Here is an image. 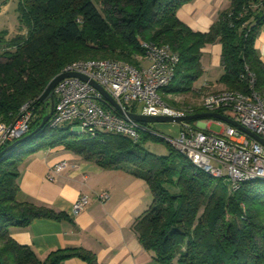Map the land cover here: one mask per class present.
Masks as SVG:
<instances>
[{
	"label": "trees",
	"instance_id": "16d2710c",
	"mask_svg": "<svg viewBox=\"0 0 264 264\" xmlns=\"http://www.w3.org/2000/svg\"><path fill=\"white\" fill-rule=\"evenodd\" d=\"M193 1L19 0V24L27 33L9 39L8 30L0 32V121H15L22 106L34 102L32 133L50 113L40 96L68 65L108 59L140 68L145 55L141 42L168 45L179 55L175 76L161 96L194 92L203 76L202 49L215 43L222 45L219 83L248 93V68L256 76L255 90L264 89V61L256 48L264 28V0H231L205 33L193 31L177 16ZM204 112L199 107L193 114ZM196 122L188 124L196 129ZM77 135L69 126L54 129L47 122L0 160V264H62L74 258L100 264L83 248L59 249L41 260L10 234L12 227H27L37 218H69L17 198L23 161L54 147L102 169L127 170L149 184L153 201L134 230L161 264H264V180L244 182L229 191L224 179L194 166L160 133L143 130L138 141L114 132L94 138ZM25 144L28 149L19 151ZM153 145H165L166 154L151 151L148 147Z\"/></svg>",
	"mask_w": 264,
	"mask_h": 264
},
{
	"label": "built area",
	"instance_id": "2783aa9c",
	"mask_svg": "<svg viewBox=\"0 0 264 264\" xmlns=\"http://www.w3.org/2000/svg\"><path fill=\"white\" fill-rule=\"evenodd\" d=\"M145 49L142 63L137 68L118 60H82L68 65L63 72L85 76L69 77L54 91V111L48 124L50 128L69 126L71 131L84 137H98L103 132L124 134L138 141L143 130L159 134L156 129L145 128L127 115V112L149 116H185L195 109H184L167 104L161 91L172 82L179 55L168 46L141 42ZM250 84L248 93L223 90L203 97L200 106L207 112H218L235 120L264 139V92L255 90L256 76L247 68L244 76ZM102 86L124 111L120 113L94 86ZM143 109L144 112L140 113ZM35 117L34 102L22 106L19 117L13 122L0 121V152L29 134ZM223 130L217 134L205 128L180 125L176 138L162 135L196 167L224 179L229 191L237 190L244 182L264 180V145L237 127L218 120ZM65 161L56 164L49 179L62 172ZM228 184V186H227ZM109 193L99 194L101 201L109 200ZM89 203L81 195L73 206L75 214Z\"/></svg>",
	"mask_w": 264,
	"mask_h": 264
},
{
	"label": "crops",
	"instance_id": "0c3cea01",
	"mask_svg": "<svg viewBox=\"0 0 264 264\" xmlns=\"http://www.w3.org/2000/svg\"><path fill=\"white\" fill-rule=\"evenodd\" d=\"M230 4L231 0H194L182 6L177 16L193 31L205 33ZM256 48L264 61V28ZM221 59V44L202 49L203 76L195 83L196 91L225 89L219 83L223 74ZM207 125L201 121L194 124L197 128ZM180 129L178 126L174 130L179 133ZM62 161L67 163L66 168L50 180L52 168ZM18 184L19 201L69 217L64 220L37 218L27 227L10 229L12 238L22 246L31 247L41 260L59 249L83 248L95 254L100 264H161L142 245L134 230L135 222L151 206L153 193L146 181L129 171L102 169L62 147H54L35 152L23 161ZM102 192L110 195L106 202L99 198ZM82 194L88 196L89 203L75 214L73 206ZM62 264L87 263L74 258Z\"/></svg>",
	"mask_w": 264,
	"mask_h": 264
},
{
	"label": "water",
	"instance_id": "95a60500",
	"mask_svg": "<svg viewBox=\"0 0 264 264\" xmlns=\"http://www.w3.org/2000/svg\"><path fill=\"white\" fill-rule=\"evenodd\" d=\"M79 76L83 80H88L87 77L81 76L75 73H69V72H63L59 75H57L55 78H53L48 86L46 87L45 91L43 94L40 96V101L42 103H46L48 107H50V113L44 117L42 120L41 125L32 133H29L25 137L15 141L12 143L10 146L5 148L0 152V160L8 155L9 153L13 152L18 146L24 144L27 140L32 138L34 135H36L39 131L43 130L45 126L47 125V122L50 120V117L53 114L54 111V91L56 86L58 85L59 82L62 80L69 78V77H76ZM92 85H94L104 96L105 98L122 114H124V111L122 108L119 106V104L114 100V98L102 87L100 86L97 82L91 81ZM127 115L141 123L145 124H153V123H177V124H185L189 123L192 121H202L206 119H216L223 121L227 124H231L238 129H240L242 132L250 135L252 138L256 139L259 141L261 144L264 145V139L257 135L256 133L252 132L251 130L247 129L246 127L240 125L237 123L235 120L229 118L228 116H225L221 113L218 112H204V113H198V114H191V115H185V116H171V115H161V116H149L145 114H135L131 112H127Z\"/></svg>",
	"mask_w": 264,
	"mask_h": 264
},
{
	"label": "rangeland",
	"instance_id": "374dc122",
	"mask_svg": "<svg viewBox=\"0 0 264 264\" xmlns=\"http://www.w3.org/2000/svg\"><path fill=\"white\" fill-rule=\"evenodd\" d=\"M18 1L19 0H0V32L4 31V30H8L9 32V39H12L16 36H18L19 34L23 33L26 34L27 31L26 30H22L21 26L19 24V19H18ZM145 65H148V62L145 61L144 62ZM223 90H227L222 89L219 91H215V92H211V91H205L203 89H199V91H194L191 93H187V94H164L162 97L165 100V102L174 105V106H178L180 108H184V109H196L201 107V101L203 100V97L209 94H213V93H218L221 92ZM258 92H264V89L258 91ZM144 110L141 109L140 113H143ZM202 123L205 124H210V130L212 132H215L217 134L221 133L223 130L222 125L219 124L218 120L216 119H206V120H202ZM199 121H197L195 124H198ZM151 126L157 128L159 130L160 133H162L163 135H167V136H171L173 138H176L178 136V132H176L174 129L177 128L178 126H180V124L177 123H153L151 124ZM225 127H228L227 123H224ZM169 128V130H168ZM66 132H61V134L65 135ZM79 137H84V135H77ZM29 147V144H25L24 146H22V148L19 151L22 150H27ZM151 151L159 154V155H164L167 152V147L165 145H153V146H149L148 147ZM18 151V152H19ZM40 151V150H39ZM38 152V151H37ZM225 184V182H224ZM226 185V184H225ZM228 186V184H227ZM229 187V186H228Z\"/></svg>",
	"mask_w": 264,
	"mask_h": 264
}]
</instances>
